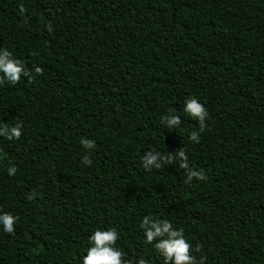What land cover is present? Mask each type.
<instances>
[{
    "label": "trees",
    "instance_id": "obj_1",
    "mask_svg": "<svg viewBox=\"0 0 264 264\" xmlns=\"http://www.w3.org/2000/svg\"><path fill=\"white\" fill-rule=\"evenodd\" d=\"M0 48L43 69L0 84V126L23 124L0 137V210L19 217L12 235L0 225V264H80L108 227L163 264L144 216L182 227L206 264H264V0H0ZM189 97L209 114L199 143ZM182 147L206 180L185 184L176 160L142 165Z\"/></svg>",
    "mask_w": 264,
    "mask_h": 264
},
{
    "label": "clouds",
    "instance_id": "obj_2",
    "mask_svg": "<svg viewBox=\"0 0 264 264\" xmlns=\"http://www.w3.org/2000/svg\"><path fill=\"white\" fill-rule=\"evenodd\" d=\"M21 13L25 12L24 6H20ZM49 33L53 31L51 22L46 25ZM33 72L37 75L43 74L41 67H34L31 70H26L22 61L14 59L12 53L7 49L0 48V84L10 83L17 84L21 77H27L28 82H32ZM183 112L192 119L198 121L199 131L190 133V140L199 143L200 134L205 131L207 125L205 123L208 117L206 108L195 97H189L184 101ZM161 122L169 129L179 127L182 124L181 117L174 114V110L170 109L169 114L161 117ZM22 123H16L9 127L7 124L0 126V137H5L7 140H19L22 136ZM81 146L86 151H91L96 147L95 141L82 138ZM169 160L179 162V167L185 170V184L195 180H206L207 175L203 169L195 170L189 166L188 155L184 147L178 149L174 154L168 153L161 155L159 152L150 149L146 151L142 158V165L147 171L153 168L160 169L163 164ZM82 163L91 166L92 160L89 156H84ZM17 168L10 165L7 168L9 176H15ZM38 194L32 190L26 198L34 200ZM19 217L12 215L10 212L0 210V225L3 231L9 235L14 234L15 224ZM143 230L144 242L153 246V250L160 258L163 264H206L207 256L202 255L199 259L194 255L202 252V246L197 244L195 249L187 241L185 232L182 227H174L173 223L167 219L152 218L144 216L139 225ZM121 239L116 227L97 228L94 230L88 239V247L86 254L80 258V264H149V260L142 254L137 256H129L124 250L118 246V241Z\"/></svg>",
    "mask_w": 264,
    "mask_h": 264
}]
</instances>
